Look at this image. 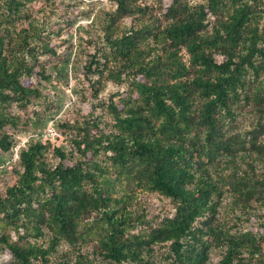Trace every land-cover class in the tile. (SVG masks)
Segmentation results:
<instances>
[{
	"label": "trees",
	"instance_id": "obj_1",
	"mask_svg": "<svg viewBox=\"0 0 264 264\" xmlns=\"http://www.w3.org/2000/svg\"><path fill=\"white\" fill-rule=\"evenodd\" d=\"M36 1L0 0V155L14 146L7 128L36 133L0 193V252L10 255L0 264H54L61 244V264H207L213 247L220 264H264V0H113L75 50L87 54L92 98L109 82L127 88L99 99L101 115L93 105L56 123L75 156L69 163L54 146L55 164L50 142L36 138L41 115L11 110L47 98L43 55L59 67L73 52L59 51ZM61 10L58 35L75 21V10ZM143 193L168 198L174 211L151 216ZM227 205L262 210V227L233 231L220 219Z\"/></svg>",
	"mask_w": 264,
	"mask_h": 264
},
{
	"label": "rangeland",
	"instance_id": "obj_2",
	"mask_svg": "<svg viewBox=\"0 0 264 264\" xmlns=\"http://www.w3.org/2000/svg\"><path fill=\"white\" fill-rule=\"evenodd\" d=\"M50 1V0H49ZM54 4L49 3L46 0H37L33 3L35 12L39 16L44 15V11L41 10L42 7H46L49 12V16L52 18H47L49 24L47 26V31L52 35L53 40L59 46V51H63L69 44L70 48H73V52H68V62L62 63L59 67H54L52 65V60L55 57L49 55H43L47 66V73H51V78L49 80L43 79L40 88L43 90L47 98L37 99L26 109L19 108L17 106H12L11 110L14 113H18L22 116V120L27 119L36 110L42 117L41 127L37 130L39 131L38 136L40 140L44 142H50V149L47 152V159L50 163L55 164L59 161V158L55 156L53 149L54 146L63 147L69 157L67 162L71 163L74 160V148L70 140V132H66L64 127L56 125V123H62L64 121H73L76 118L81 119V115L89 114L92 111V106L97 105L94 110L95 116L101 115L103 113V108L98 106L99 99H105L110 94L116 93L117 91H124L127 88L126 84L115 85L109 82L106 88L101 91L98 98H92L90 96V86L89 79L84 75V60L87 57L86 53H82L80 58L78 57V52L75 50L78 43H83L81 40L82 36H87L89 32L87 30H98L99 27L92 26L90 22L94 20V23L100 21L104 16L103 13L107 11L112 5H114L113 0H52ZM151 1V0H145ZM67 7L70 12L75 10L74 24L69 33L63 31L60 35L56 34L57 25L61 23L62 19H65L67 15L62 12L61 8ZM59 8V12L56 15L55 12H51L52 9ZM84 11V14L78 13ZM78 13V14H77ZM62 15V16H61ZM62 18H61V17ZM68 39L69 42H64V39ZM74 45V47H73ZM75 50V51H74ZM78 59L77 67H75L74 61ZM74 60V61H73ZM64 66V74H60L59 69ZM36 81V78L33 79ZM38 81V80H37ZM87 95L86 100H82L83 94ZM115 100H118V95L115 96ZM109 113L104 117L103 125L110 120ZM243 122L248 123V116H243L240 118ZM51 127V132L49 128ZM108 127V126H105ZM9 132L13 134L14 146L13 148L0 155V193L4 194L6 187L12 183L13 173L15 167L19 166V158L16 156V148L20 149L27 144L34 137L32 134H36L32 131L30 127H24L20 124V128H7ZM142 202L144 203V208L148 210L151 216L165 215L167 213H172L174 211L173 205L170 200L164 196L157 193H143L140 195ZM262 210H256V213L251 216L247 214H240V212H233L228 208L224 207L220 213V219L223 223L229 226L233 231L239 229H257V227H262L259 223L263 221L261 215ZM261 212V213H260ZM257 214V215H256ZM250 217V219H249ZM68 247L66 244H61L59 246V251L51 256V261L54 264H61L67 257ZM88 250H92L89 247ZM167 250L166 246L159 248L160 252L165 253ZM223 250L220 247H213L211 249V257L207 264H220V259L222 258ZM10 258V255L6 252H0V262H5ZM160 260L165 258L159 255ZM37 264H41L37 262ZM97 264H106L102 260H97ZM131 264V263H124Z\"/></svg>",
	"mask_w": 264,
	"mask_h": 264
},
{
	"label": "built area",
	"instance_id": "obj_3",
	"mask_svg": "<svg viewBox=\"0 0 264 264\" xmlns=\"http://www.w3.org/2000/svg\"><path fill=\"white\" fill-rule=\"evenodd\" d=\"M18 150H19V149H18V147H17V148H16V156H18Z\"/></svg>",
	"mask_w": 264,
	"mask_h": 264
}]
</instances>
